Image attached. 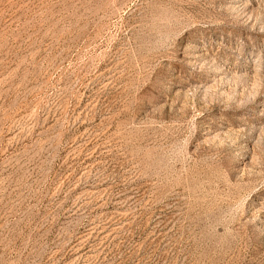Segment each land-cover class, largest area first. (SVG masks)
I'll use <instances>...</instances> for the list:
<instances>
[{
  "label": "rangeland",
  "instance_id": "374dc122",
  "mask_svg": "<svg viewBox=\"0 0 264 264\" xmlns=\"http://www.w3.org/2000/svg\"><path fill=\"white\" fill-rule=\"evenodd\" d=\"M0 264H264V0H0Z\"/></svg>",
  "mask_w": 264,
  "mask_h": 264
}]
</instances>
